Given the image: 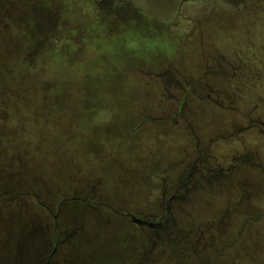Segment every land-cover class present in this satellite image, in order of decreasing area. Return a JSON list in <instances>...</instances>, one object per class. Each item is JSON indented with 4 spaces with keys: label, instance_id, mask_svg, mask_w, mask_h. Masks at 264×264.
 <instances>
[{
    "label": "rangeland",
    "instance_id": "1",
    "mask_svg": "<svg viewBox=\"0 0 264 264\" xmlns=\"http://www.w3.org/2000/svg\"><path fill=\"white\" fill-rule=\"evenodd\" d=\"M162 78L196 84L168 93ZM184 94L180 127L158 118L174 119ZM250 111L264 122V0H0V264H44L60 238L59 264H135L147 239L125 213L160 206L185 129L232 134ZM243 134L264 160V135ZM215 154L222 163L230 150ZM234 178L229 197L191 201L181 227L201 236L196 228L233 207L239 189L264 190L257 168ZM261 204L234 210L222 239L247 225L242 249L256 264ZM187 253L154 264H251Z\"/></svg>",
    "mask_w": 264,
    "mask_h": 264
},
{
    "label": "flooded vegetation",
    "instance_id": "2",
    "mask_svg": "<svg viewBox=\"0 0 264 264\" xmlns=\"http://www.w3.org/2000/svg\"><path fill=\"white\" fill-rule=\"evenodd\" d=\"M162 81L168 93H170V87L173 86L185 91L187 86L191 87L196 84L188 79L183 81L182 79L162 78ZM187 98L185 94L181 98L182 101L174 114V119L168 116L158 118L166 119L172 121L174 125H179L181 120L186 117L182 107L184 101L188 100ZM245 117L248 122L247 125L231 124L232 134H230V131L227 134L215 133V135H221L220 139L223 141L220 144L221 151L230 150V154L222 156V163L215 162V151L220 146H217L214 134L206 137L195 126H188L189 128L185 129L191 131L192 137L189 139L188 147L183 151L181 158L171 162L169 167L163 171L164 175L161 178L162 203H160V206L158 204L159 207L152 208L153 211H137L135 213L128 211V213H125L134 225L140 227L144 238L147 239L146 245L142 248L145 254H141L139 261L137 260L138 262L136 261L135 264H148L150 256L155 255V258L151 261V264H154L165 253H168L167 259L170 261L178 260L179 256L189 251H192L187 253L189 260L201 258L200 260L204 262L207 257L211 256L214 262L218 258H227V254H232L233 258H238L244 254L251 264H256L250 252L245 250L246 248L242 249L241 241L244 240L242 232H245L247 225H245L244 230L240 231L238 239L228 244L232 245V249L225 251L228 245L222 244V239L228 234L231 225L230 221L236 215L235 211L237 208L241 210L246 206H251L250 204L257 196L263 201L261 205L264 206V190L239 189L240 192L238 193L240 194L237 193L235 195L236 199L235 202L233 201L235 203H233V207L230 205L231 208H228L221 217L203 224L204 227L196 228L199 231L202 229L201 232L203 234L201 236H193L195 229H184L180 225L181 218L180 220L178 219L179 216L187 214L188 205L191 201H206V197L216 194L223 195L226 193L228 196V187L231 185L237 186L234 177L239 172L253 167L264 174V163H262L264 160L259 159V148H257V151L255 148L245 145L243 134L248 129L257 128V132L264 135V122L259 118L252 117V111L247 113ZM151 118V120H158ZM233 135L234 138H232ZM235 142H238L239 150L233 147L231 148L232 150L229 148V146L235 145ZM225 143L228 146L223 147L222 145ZM244 147L247 149L243 150ZM137 218L141 220L140 223L136 222ZM207 234L209 238H206ZM62 242H64L63 238L54 241L44 264L60 263L61 255L58 252ZM189 254H194L195 257H191ZM262 264L264 263L262 262Z\"/></svg>",
    "mask_w": 264,
    "mask_h": 264
},
{
    "label": "crops",
    "instance_id": "3",
    "mask_svg": "<svg viewBox=\"0 0 264 264\" xmlns=\"http://www.w3.org/2000/svg\"><path fill=\"white\" fill-rule=\"evenodd\" d=\"M210 136V135H209ZM209 136H206V137H209ZM136 226V225H135ZM137 227V226H136ZM138 228V227H137ZM140 231H141V229H140ZM141 233H142V231H141ZM143 234V233H142ZM26 253L27 252H24V254L22 255H19L18 253H16V256L17 257H19V256H22V257H24L25 255H26ZM33 258V257H32ZM47 258V257H46ZM43 256L40 258V256H37L36 258H35V260L34 261H32V262H30L31 264H41L42 262H43ZM46 260V259H45ZM45 262V261H44ZM15 263V262H14ZM16 264V263H15ZM23 264H28V263H23Z\"/></svg>",
    "mask_w": 264,
    "mask_h": 264
},
{
    "label": "trees",
    "instance_id": "4",
    "mask_svg": "<svg viewBox=\"0 0 264 264\" xmlns=\"http://www.w3.org/2000/svg\"><path fill=\"white\" fill-rule=\"evenodd\" d=\"M109 3H111L110 1H108ZM223 59V58H222ZM160 119V118H159ZM156 121V120H155ZM168 121V120H167ZM169 122V121H168ZM174 126H177V127H180L181 125H174ZM190 136L192 137L191 135V131H190ZM63 205V204H62ZM138 227V226H137ZM140 228V227H139Z\"/></svg>",
    "mask_w": 264,
    "mask_h": 264
},
{
    "label": "water",
    "instance_id": "5",
    "mask_svg": "<svg viewBox=\"0 0 264 264\" xmlns=\"http://www.w3.org/2000/svg\"><path fill=\"white\" fill-rule=\"evenodd\" d=\"M136 222L140 223V222H141V220L137 218V219H136Z\"/></svg>",
    "mask_w": 264,
    "mask_h": 264
}]
</instances>
